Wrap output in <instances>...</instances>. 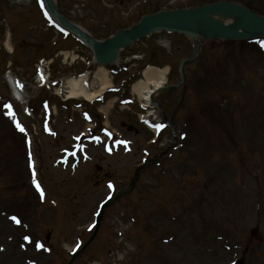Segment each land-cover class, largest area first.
<instances>
[{
    "label": "rangeland",
    "instance_id": "374dc122",
    "mask_svg": "<svg viewBox=\"0 0 264 264\" xmlns=\"http://www.w3.org/2000/svg\"><path fill=\"white\" fill-rule=\"evenodd\" d=\"M35 1L0 0V264H67L92 234L99 204L171 145L140 171L129 195L105 210L73 264H264V36L205 42L185 66L184 86L157 95L165 117L157 135L139 121L146 112L131 82L141 80L147 64H166L165 85L177 83L178 64L193 45L155 33L122 50L119 65L102 67L112 85L128 80L124 94L120 88L92 104L62 102L51 86L34 90L39 58L64 50L84 57L69 69L54 64L56 85L86 72L91 82L100 65L74 35L46 23ZM206 1L218 0H54L65 19L99 41L139 12ZM239 1L264 11V0ZM8 69L26 82L30 114L10 95ZM114 94L126 105L102 115L100 106ZM152 112L163 121L157 108Z\"/></svg>",
    "mask_w": 264,
    "mask_h": 264
},
{
    "label": "water",
    "instance_id": "95a60500",
    "mask_svg": "<svg viewBox=\"0 0 264 264\" xmlns=\"http://www.w3.org/2000/svg\"><path fill=\"white\" fill-rule=\"evenodd\" d=\"M44 1L49 12L62 26L74 32L93 48L95 58L102 64L112 63L117 58L118 50L120 48L130 45L138 38L159 30L183 33L191 38H196L199 43L213 37H219L222 39H247L252 35H264V18L259 17L238 5L232 3H219L216 5L203 6L197 9L160 12L151 16H145L132 29L128 31H120L114 37L109 38L106 42L100 43L94 41L79 31L75 26L61 18L55 10L51 0ZM218 12L238 17L236 25L234 27L225 26L222 23L209 18L211 14ZM197 23L202 24L201 28L197 29L195 27V24ZM186 62L187 60H183L179 67L182 82L184 81L183 66ZM136 177L137 176L134 177V180L126 190L119 192L112 199L102 205L97 218L96 229L104 209L113 203L119 196L128 193L132 189ZM82 250L75 254L68 264H72L73 259Z\"/></svg>",
    "mask_w": 264,
    "mask_h": 264
},
{
    "label": "bare ground",
    "instance_id": "6f19581e",
    "mask_svg": "<svg viewBox=\"0 0 264 264\" xmlns=\"http://www.w3.org/2000/svg\"><path fill=\"white\" fill-rule=\"evenodd\" d=\"M53 3L54 0H52ZM209 18L214 19L224 25L233 27L238 18L232 15H228L223 12H218L211 14ZM202 24L197 23L195 27L201 28ZM8 50H10L7 44ZM167 68H154L148 67L142 72V78L132 86V93L137 97L142 108L148 110L147 114H151L152 101L156 97L158 90L162 88L166 81ZM8 87L13 97L18 101L25 104V94L21 90L18 82L12 76L7 77ZM111 87V81L107 76L105 70L101 67L97 68L94 72L91 83L89 84L85 75L79 76L77 78L67 79L65 86L61 91L62 97L64 99L70 98H83L85 101H91L98 96L102 95L103 92ZM102 108L105 110L106 107ZM149 108V109H148Z\"/></svg>",
    "mask_w": 264,
    "mask_h": 264
},
{
    "label": "trees",
    "instance_id": "16d2710c",
    "mask_svg": "<svg viewBox=\"0 0 264 264\" xmlns=\"http://www.w3.org/2000/svg\"><path fill=\"white\" fill-rule=\"evenodd\" d=\"M236 1H239V0H236ZM254 10H256L259 13L264 14V11L262 9H260V7H256Z\"/></svg>",
    "mask_w": 264,
    "mask_h": 264
},
{
    "label": "snow or ice",
    "instance_id": "6c2138e0",
    "mask_svg": "<svg viewBox=\"0 0 264 264\" xmlns=\"http://www.w3.org/2000/svg\"><path fill=\"white\" fill-rule=\"evenodd\" d=\"M18 127H19V125H17ZM21 131H23V128H21ZM38 187H39V185H37ZM13 219L15 220L16 218L15 217H13ZM17 223H19V221L17 220L16 221ZM26 239H27V237H26Z\"/></svg>",
    "mask_w": 264,
    "mask_h": 264
}]
</instances>
